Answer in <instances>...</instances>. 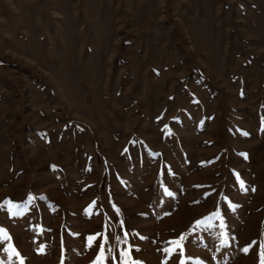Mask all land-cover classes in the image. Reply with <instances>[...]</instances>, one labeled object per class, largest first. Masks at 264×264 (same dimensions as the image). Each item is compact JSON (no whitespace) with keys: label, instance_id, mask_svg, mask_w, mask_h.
Masks as SVG:
<instances>
[{"label":"rangeland","instance_id":"rangeland-1","mask_svg":"<svg viewBox=\"0 0 264 264\" xmlns=\"http://www.w3.org/2000/svg\"><path fill=\"white\" fill-rule=\"evenodd\" d=\"M0 229V264H262L264 0H0Z\"/></svg>","mask_w":264,"mask_h":264},{"label":"snow or ice","instance_id":"snow-or-ice-1","mask_svg":"<svg viewBox=\"0 0 264 264\" xmlns=\"http://www.w3.org/2000/svg\"><path fill=\"white\" fill-rule=\"evenodd\" d=\"M244 134L247 135V133H244ZM241 186L243 187V184H241ZM5 203L9 204L10 208L14 209L15 207H17L15 205H12L10 201H6ZM13 214L15 215V214H19V213L18 212H13ZM216 215H218V214H216ZM205 223H206V221H197L196 225L200 226V225H203ZM0 235L3 236V239H9V237L6 234V231L3 230V229H0ZM221 235H223V234H221ZM89 239L91 240L92 238L90 237ZM182 239H183V237H181V240ZM172 243H175V244L179 245V241H175V242H172ZM221 243L224 244V243H226V241L225 240H221ZM9 249L11 250V255L19 256V253L16 252V250L11 245H9ZM41 251H43V249H41ZM245 251H247V249H245ZM102 253H103V249H102ZM122 255H126V253H124ZM262 256H264V249H262ZM100 259L101 260L103 259V255H101ZM20 264H23V260L20 261ZM125 264H128V262L125 261ZM133 264H137V262H133ZM181 264H184V262L182 261ZM262 264H264V259H262Z\"/></svg>","mask_w":264,"mask_h":264}]
</instances>
